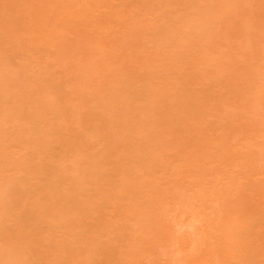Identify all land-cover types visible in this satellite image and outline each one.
<instances>
[{
    "label": "rangeland",
    "instance_id": "1",
    "mask_svg": "<svg viewBox=\"0 0 264 264\" xmlns=\"http://www.w3.org/2000/svg\"><path fill=\"white\" fill-rule=\"evenodd\" d=\"M0 264H264V0H0Z\"/></svg>",
    "mask_w": 264,
    "mask_h": 264
}]
</instances>
